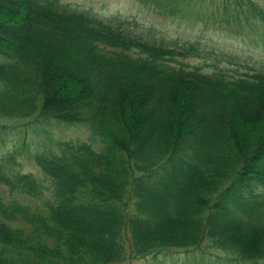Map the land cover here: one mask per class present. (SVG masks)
Here are the masks:
<instances>
[{
    "label": "trees",
    "instance_id": "16d2710c",
    "mask_svg": "<svg viewBox=\"0 0 264 264\" xmlns=\"http://www.w3.org/2000/svg\"><path fill=\"white\" fill-rule=\"evenodd\" d=\"M139 1L205 21L225 7L221 20L264 31L263 0ZM206 51L63 0H0V128L91 130L27 148L41 176L17 150L0 158V264L176 249L264 264V66L224 50L213 71L189 62Z\"/></svg>",
    "mask_w": 264,
    "mask_h": 264
},
{
    "label": "rangeland",
    "instance_id": "374dc122",
    "mask_svg": "<svg viewBox=\"0 0 264 264\" xmlns=\"http://www.w3.org/2000/svg\"><path fill=\"white\" fill-rule=\"evenodd\" d=\"M63 1L90 9L106 18L127 17L146 29L151 28L153 33L169 40H198L202 44V48L208 50L206 53L209 52L210 56L208 55V58L192 57L189 62L202 65L206 71L215 70L216 61L212 57L218 55L217 52L222 50L239 55L244 63L255 62L257 65L264 66V31L221 20L222 13L226 12L225 7L220 9L216 16L217 20L205 21L202 18L184 15L179 11L177 14L167 11L159 13L152 9V6L145 5L139 0ZM218 64L222 66L225 62L220 61ZM228 65L231 68L237 66L236 63ZM240 68L244 69V67ZM8 121L10 123L8 126L0 128V158L10 151L17 150L18 159L21 162L20 168L24 172H34L40 176L41 173L35 163L25 157L27 148H38L52 137L88 139L91 134L90 128L82 123L59 124L51 121L50 124H45L33 121L31 127H26L24 123L31 122V119ZM28 199L30 198L28 197ZM32 201L38 202L39 200L32 199ZM218 253L222 252L216 249H207V253H202L201 250L176 249L160 254L156 258L135 260L131 264H217L214 263V257Z\"/></svg>",
    "mask_w": 264,
    "mask_h": 264
}]
</instances>
